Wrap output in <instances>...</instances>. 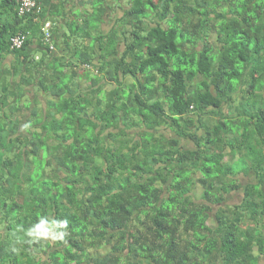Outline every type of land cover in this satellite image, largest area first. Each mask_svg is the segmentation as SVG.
Here are the masks:
<instances>
[{
  "label": "trees",
  "instance_id": "16d2710c",
  "mask_svg": "<svg viewBox=\"0 0 264 264\" xmlns=\"http://www.w3.org/2000/svg\"><path fill=\"white\" fill-rule=\"evenodd\" d=\"M38 2L20 16L0 0V264H254L264 235L244 217L261 190L224 205L241 188L225 157L248 146L264 176V0ZM11 54L21 73L2 71ZM240 94L239 117L209 120ZM41 219L66 221L65 240L26 235Z\"/></svg>",
  "mask_w": 264,
  "mask_h": 264
},
{
  "label": "crops",
  "instance_id": "0c3cea01",
  "mask_svg": "<svg viewBox=\"0 0 264 264\" xmlns=\"http://www.w3.org/2000/svg\"><path fill=\"white\" fill-rule=\"evenodd\" d=\"M68 7L69 5L66 7V12H67V9L69 10ZM69 13L70 12L68 11V14ZM65 22H66L65 20L60 21L61 25L58 27L61 31H63V29L66 28ZM32 39H35V40H33L34 41L33 45H31V47L27 51L28 56L29 57H32L34 55L40 56L41 53L39 54L37 53L38 51H40L38 49L37 38H32ZM58 43L61 46V48L57 50V53L59 55L57 57L60 58V62H65L67 60L71 61L73 58L72 53L69 52L68 50L66 51L64 49L65 45H62L61 42H58ZM22 58L23 57L19 59V55H16V54L7 55L2 65V71L5 72L8 70L11 73H21L22 69L26 67L27 65H29ZM11 81L16 82L17 76H13ZM240 99H241V94L236 97V100H237L236 103H234L231 106H226L221 115L212 116L209 120L212 123H217L219 121H222V122L229 121L230 122L231 120H234L235 118L239 117L241 112H238L236 108L239 107ZM232 137L233 135L230 134V138ZM181 144L189 149H193L195 147L194 144L190 140L182 141ZM246 147L248 148V146ZM247 148L246 150L243 151L242 154L237 153L234 160H230V157L228 155L225 157V162L227 164H231L232 166H234L238 163V167H240L241 172H238L233 177V179L236 181V184L241 186V188L238 189V191H234L231 194H229L227 196V200L224 203V205H227L229 207L241 206L245 200V189L246 188L252 185L255 189L256 188L260 189L262 196L260 197L258 196V194H256L253 198L254 205L255 206L258 205V208L256 210L257 214L254 215L251 212H247L244 217V226L247 227L249 230H253L255 233L259 231L260 233L264 235V176L262 177L261 175V170H260V167H258V163L252 166V163L245 159V157L249 155ZM229 152H230V149H227L226 153H229ZM253 168L257 170L259 168L260 171L258 172L252 171L254 170ZM248 169L250 170L249 173H248ZM262 171L264 172V165H263ZM199 189H201V187H199ZM209 222H212L214 224V219L210 220ZM208 225L210 224L208 223ZM253 257H255L256 259L254 264H264V253L262 254L259 252L258 245L253 250Z\"/></svg>",
  "mask_w": 264,
  "mask_h": 264
},
{
  "label": "built area",
  "instance_id": "2783aa9c",
  "mask_svg": "<svg viewBox=\"0 0 264 264\" xmlns=\"http://www.w3.org/2000/svg\"><path fill=\"white\" fill-rule=\"evenodd\" d=\"M14 1L18 4L19 7V15L20 16H27V15H33V14H39L42 12L43 7L38 2V0H10ZM51 22H46L42 26V32L44 34V44L49 47L51 51L55 50L54 44L52 43V36H51ZM28 40V35L24 33H19L15 35L14 37L10 38V47L12 50H19L24 47ZM85 68H89L88 66H85Z\"/></svg>",
  "mask_w": 264,
  "mask_h": 264
},
{
  "label": "clouds",
  "instance_id": "9594fccd",
  "mask_svg": "<svg viewBox=\"0 0 264 264\" xmlns=\"http://www.w3.org/2000/svg\"><path fill=\"white\" fill-rule=\"evenodd\" d=\"M46 19L47 20H45L43 22V25L48 21L51 22L52 27H51L50 32H51V36H52V29L56 25L52 19H49V18H46ZM41 32H42V30H41ZM42 38L44 39L43 32H42ZM52 43L54 44L53 40H52ZM54 47H55V45H54ZM38 58H39V56L36 57V59H38ZM81 68L84 70L88 69V68H85V66H83ZM32 106L33 105H31V107ZM66 229H67V222L66 221L65 222H57V221L48 222V221L41 219L38 224H36L35 226H33L32 228H30L27 231L26 235H28L29 237H47V236L51 235V238L53 240L64 241L65 237L68 235Z\"/></svg>",
  "mask_w": 264,
  "mask_h": 264
},
{
  "label": "rangeland",
  "instance_id": "374dc122",
  "mask_svg": "<svg viewBox=\"0 0 264 264\" xmlns=\"http://www.w3.org/2000/svg\"><path fill=\"white\" fill-rule=\"evenodd\" d=\"M77 7V6H76ZM78 8V7H77ZM120 12L118 11V14H119ZM106 29L107 30H109L110 28H111V25H109L108 23L106 24ZM67 31V30H66ZM68 32V31H67ZM214 41H215V39H214ZM83 46L85 47V45L83 44ZM82 46V47H83ZM77 72L78 73H85V70L84 69H82V68H80V69H78L77 70ZM52 78L54 79V80H56V78H55V76L53 75L52 76ZM46 80H47V78H46ZM49 82V81H48ZM88 85V81H86V80H84V81H81L80 82V86L82 87V88H84L85 86H87ZM1 86V85H0ZM38 87H35V89L33 90V92L35 93V95H38L39 94V92H38V89H37ZM106 89L107 90H110V89H112V86H108V87H106ZM40 96L41 95H39L38 96V98H40ZM48 99H51V97H48V98H45V100H46V104H47V100ZM31 100H32V98L30 99V98H28V99H26V105H32V103H31ZM42 104V105H41ZM41 104H40V107L41 106H44V101H41ZM31 108H35L34 106H32ZM40 110V109H39ZM42 110V109H41ZM29 128H30V126H29ZM28 128V129H29ZM239 162H241V161H239ZM200 193H201V189H198L197 191H196V195H195V199L197 200L198 199V197L200 196ZM209 224H210V226H213V223L212 222H209ZM105 250H106V248L104 249V250H102V251H100L101 253H103V252H105ZM94 254H96V252H93Z\"/></svg>",
  "mask_w": 264,
  "mask_h": 264
}]
</instances>
